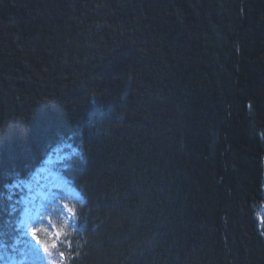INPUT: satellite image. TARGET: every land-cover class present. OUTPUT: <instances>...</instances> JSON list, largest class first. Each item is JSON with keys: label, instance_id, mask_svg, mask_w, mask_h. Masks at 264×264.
<instances>
[{"label": "trees", "instance_id": "1", "mask_svg": "<svg viewBox=\"0 0 264 264\" xmlns=\"http://www.w3.org/2000/svg\"><path fill=\"white\" fill-rule=\"evenodd\" d=\"M67 144L79 230L28 264H264V0H0V263Z\"/></svg>", "mask_w": 264, "mask_h": 264}, {"label": "rangeland", "instance_id": "2", "mask_svg": "<svg viewBox=\"0 0 264 264\" xmlns=\"http://www.w3.org/2000/svg\"><path fill=\"white\" fill-rule=\"evenodd\" d=\"M64 147H56L44 161V163L47 165L49 164V167L51 168V170H49V173L51 174L50 181L52 180L51 184L56 186L57 190L52 192L51 197L47 200L48 207L46 208L44 222L41 223V220L35 224L30 223V221L28 222L29 217L27 216L26 211L24 213L23 210L25 209H22L16 220V226L19 229V237H17L14 242L15 251H19V253H16L18 256H14L15 254H13L10 257L9 263L6 264H28L30 253H28L27 250L31 242L37 247L46 246L50 249H55L61 245L66 248L71 247L70 237L75 231L79 230L75 204L81 201L83 197L80 192L72 186V183L66 174L67 170L71 169L73 165V156L77 151V148L71 144H67L66 148ZM48 161L51 162L49 163ZM47 165L44 168H42V166L37 168L36 173L33 175L34 177L36 176V180H38L37 174L40 169L46 171L48 168ZM53 171L54 173H52ZM60 180L62 183L58 184ZM15 186L17 187L16 195L19 205L22 200H26L27 193L24 195L22 194L30 188V186L36 188L35 193L37 195L40 194V188L37 181L34 183L23 181L22 183H15ZM42 190L44 191V189ZM45 191L51 192V189H45ZM43 193L44 192H42V194ZM38 199H40V196ZM31 216V221H34L35 211ZM259 222L260 225L263 226L264 202L259 208ZM55 264H66L65 256L60 254L58 261Z\"/></svg>", "mask_w": 264, "mask_h": 264}, {"label": "bare ground", "instance_id": "3", "mask_svg": "<svg viewBox=\"0 0 264 264\" xmlns=\"http://www.w3.org/2000/svg\"><path fill=\"white\" fill-rule=\"evenodd\" d=\"M47 159V158H46ZM52 161V160H51ZM51 161H48L49 163L51 162ZM54 161V160H53ZM56 161H58V160H56ZM52 173H54V171L52 172ZM33 174V173H32ZM54 181V180H53ZM62 182H61V180L58 182V184H61ZM52 187H56V186H54V185H52ZM28 190V189H27ZM26 199H27V197H26ZM83 200V199H82ZM25 220H27V219H25ZM24 220V221H25ZM19 236V235H18Z\"/></svg>", "mask_w": 264, "mask_h": 264}]
</instances>
